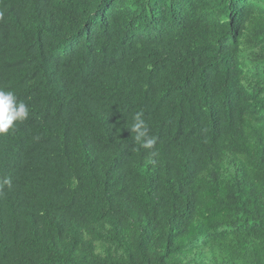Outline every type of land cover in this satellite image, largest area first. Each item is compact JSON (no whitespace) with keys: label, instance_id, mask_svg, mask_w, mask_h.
Returning a JSON list of instances; mask_svg holds the SVG:
<instances>
[{"label":"trees","instance_id":"1","mask_svg":"<svg viewBox=\"0 0 264 264\" xmlns=\"http://www.w3.org/2000/svg\"><path fill=\"white\" fill-rule=\"evenodd\" d=\"M0 90V264H264V0H0Z\"/></svg>","mask_w":264,"mask_h":264},{"label":"clouds","instance_id":"2","mask_svg":"<svg viewBox=\"0 0 264 264\" xmlns=\"http://www.w3.org/2000/svg\"><path fill=\"white\" fill-rule=\"evenodd\" d=\"M28 115V106L23 101L18 100L13 91L0 90V134L7 133L14 127L15 122L26 119ZM141 116V113L136 114L131 131L137 133L136 140L143 139V147L151 148L156 140L154 137L148 138L146 136L147 129Z\"/></svg>","mask_w":264,"mask_h":264}]
</instances>
